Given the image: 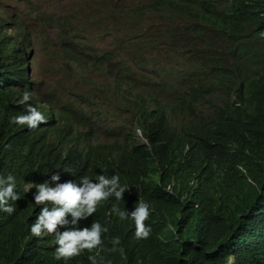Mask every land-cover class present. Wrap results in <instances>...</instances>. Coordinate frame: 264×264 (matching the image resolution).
I'll list each match as a JSON object with an SVG mask.
<instances>
[{"label": "trees", "instance_id": "16d2710c", "mask_svg": "<svg viewBox=\"0 0 264 264\" xmlns=\"http://www.w3.org/2000/svg\"><path fill=\"white\" fill-rule=\"evenodd\" d=\"M112 11L123 19H113L107 31L126 26L129 37L100 54L84 42L74 15L57 19L35 10L43 25L59 29L54 40L45 37L59 68L55 93L49 95L64 93L58 99V133L65 150L52 156L44 147L57 114L34 94L28 68L36 44L33 29L0 10V176L15 177L19 197L8 201L13 213L0 209V264H92L90 256L96 264H264V38L259 35L264 0H153ZM153 14L162 19L158 24L172 18L189 22L179 33L190 38L223 42L228 63L215 62L212 53V61L199 68L183 63L174 68L172 60L163 65L152 49L164 40L172 43L177 32L156 30L152 35L160 38L148 40L152 36L140 30ZM132 66L161 79L154 80L158 90L174 93V101L142 90ZM86 72L111 75L115 83L103 81L76 93L66 81L88 85ZM25 91L31 98L24 105ZM27 105L42 112L46 123L35 129L11 123L12 117L27 114ZM124 109L132 119L120 125L131 123L123 127V141L110 143L92 130L91 125L99 127L98 118L121 119ZM54 169L61 172L59 183L119 175L127 189L123 199L113 195L101 201L77 225L91 227L95 221L106 227L101 245L67 260L55 258L54 234L31 233L41 209L52 205H36L37 191L28 192L25 185L43 182ZM140 201L150 205L145 224L151 233L137 239L134 222L121 220L113 207L130 214Z\"/></svg>", "mask_w": 264, "mask_h": 264}, {"label": "clouds", "instance_id": "9594fccd", "mask_svg": "<svg viewBox=\"0 0 264 264\" xmlns=\"http://www.w3.org/2000/svg\"><path fill=\"white\" fill-rule=\"evenodd\" d=\"M1 10V9H0ZM3 16V15H2ZM180 19L172 18L173 22H176ZM182 21V20H181ZM186 27L191 26L189 22H185ZM185 27V28H186ZM145 30L143 29L142 32ZM176 32L179 33L180 29H176ZM181 34V33H179ZM181 39H185L186 43L184 45L190 46L197 42L201 43L204 48H207L204 52L205 59L203 61L192 59L189 56L188 52H183V64L191 65L194 64L197 68L202 65L206 60H211V55L214 53L215 62L218 63H228L227 59L224 58L226 54V46L223 42H217L216 45H211L204 41L200 37H188L184 34ZM264 38V32L259 34ZM175 40L179 43L180 38L175 36ZM204 41V43L202 42ZM173 43V41H172ZM172 45V44H171ZM218 53L219 55H215ZM33 54V51H32ZM29 73L31 74L34 81V94L35 96L42 100L44 105H46L50 110H54L51 105L47 103L45 97H38L36 94V84L34 80L33 72L35 71L30 64ZM132 70V69H131ZM133 74L134 71L132 70ZM113 77V76H112ZM128 82L127 79H125ZM111 84L115 83V78L113 77ZM100 86L102 85L99 84ZM134 92L137 90L133 89ZM31 98L30 93L25 91L21 100L22 104H26ZM170 102H173V99H169ZM27 114H22L19 116L12 117L11 123L18 125H27L29 129H35L39 127L41 123H46V118L42 112L38 111L36 107L32 105H27L25 109ZM61 111L58 110L54 112L57 114L55 119V127L48 133L46 138L45 151L52 156H55L59 152H64L65 146L62 145V134L58 133V128L61 125V122L58 119V114ZM108 119V118H106ZM113 120V119H112ZM99 127L92 126L93 131L99 133L105 141H110V143L115 140L123 141L122 135L124 134L123 127L131 128V123L124 124L113 128L110 133L106 136L100 133V129L105 131L110 130L108 122L98 118ZM140 139L145 142L142 137V134L139 129H136ZM54 133L55 138L53 142H50L49 139L51 134ZM108 137V138H107ZM53 161V159H52ZM61 172L58 169H54L51 172L45 174L42 177L43 182L40 181H31L26 184V190L28 192L37 191L34 195V200L36 205H48L51 204L52 207L44 206L35 222L31 225V233L36 237L55 235V243L58 245L55 249V258L60 259H69L76 257L81 254L85 249L91 251L102 243V233L107 232L106 227H102L100 223L93 221L91 227H78V223L81 219H86L89 216H92L96 210L97 205L111 196H115L116 200L123 199V194L127 190L125 187H122L119 183V175H112L111 177L105 175H99L98 182H92L87 176L80 177L79 183L75 182H65L59 183ZM15 177L8 175L7 177L0 176V209L8 214H11L15 209L8 205V201L18 200L19 197L15 191ZM113 211L117 212L120 219L131 218L135 224V237L137 239L147 238L151 233V227L146 226L145 221L150 215V205L146 202L140 201L135 209L129 214L127 211H119V209L114 206ZM71 215L72 219L69 222L67 219L68 215ZM71 224V227L62 233L58 231V226H66ZM119 238H115L113 243L119 244ZM115 248L113 249V251ZM89 259L92 261V264H96L94 256H90Z\"/></svg>", "mask_w": 264, "mask_h": 264}, {"label": "rangeland", "instance_id": "374dc122", "mask_svg": "<svg viewBox=\"0 0 264 264\" xmlns=\"http://www.w3.org/2000/svg\"><path fill=\"white\" fill-rule=\"evenodd\" d=\"M86 1V0H85ZM83 0H0V9L3 13H8L10 15H15L18 18L25 19L33 29L34 38L36 40L35 47L32 49L33 58L31 60L32 67L35 70L33 72L34 80L37 82L36 84V94L38 97H45L47 99V103L54 108L57 112L61 109L58 99L63 98V94L60 95L59 98H56L53 95H49L50 91L54 90V84L57 82L58 77L56 74L59 71V68L53 61L51 50L47 49L45 43V37L48 36L50 39L54 40L56 36L59 34V29L55 26H47L43 25V22L39 19L35 10H42L45 15H54L57 19H62L67 15H74L76 20L74 21L75 25H78L82 30L81 34L85 39L84 42L88 43L90 46L97 47L100 54L105 53L107 50L116 49L120 47L121 41L128 39L129 30L126 26L118 25L117 28L110 27L109 32L106 29V26H113L114 20L116 18L123 19L121 17H117L116 14L112 11L117 6L122 7H132L153 1V0H96L93 3L85 2ZM93 1V0H88ZM104 2V4H103ZM97 7V9H96ZM112 15H109V12ZM92 13V15H91ZM147 16V15H146ZM145 16V17H146ZM148 17V16H147ZM162 21L159 15L153 14L150 23L147 22L142 30H145V34H149L147 37L148 40H158L160 37H156L152 34L157 30L162 34L165 31L174 30V29H185L186 23L178 20L176 22L173 21ZM157 24V25H155ZM87 26V29L85 27ZM155 26V27H154ZM127 28V29H121ZM158 28V29H157ZM178 38H183L179 33H176ZM204 43V41H202ZM211 42L215 45L217 44V40L215 37L211 38ZM172 44V45H171ZM201 43L197 42L189 47L178 43L175 38L173 39V43L164 42L152 49V53H158L162 56L161 63L166 65L169 60H172L175 67L179 68L183 61V52L189 51V56L192 59H197L203 61L205 59V50ZM134 71L133 78L137 80L141 86L142 90H150V93L156 94L159 98L162 99H171L174 93H162L158 90L156 83L161 81L158 79L155 74L139 69L136 66L130 67ZM116 72V69L112 71ZM83 76L87 77V81L90 82L88 85H82L77 81H66L70 85L74 86L75 92H83L87 90H91V88H97L99 84L103 81L108 83L111 82L113 77L110 76H102L97 73H89L86 72ZM61 80L63 77L61 76ZM153 80V81H152ZM114 108H110L109 111L114 113ZM123 117L118 120H112L111 118L106 117L101 118L102 120H108V126L110 127L109 132L104 129H100V133L104 136L108 135L113 128L118 127L119 125L125 123L132 119L131 114L124 109ZM55 138L54 133L51 134L49 139L50 142H53ZM108 138V137H107Z\"/></svg>", "mask_w": 264, "mask_h": 264}]
</instances>
